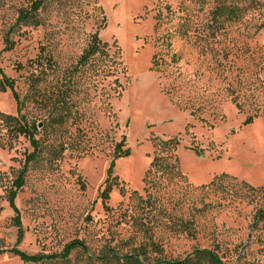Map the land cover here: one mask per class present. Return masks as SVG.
I'll use <instances>...</instances> for the list:
<instances>
[{
  "label": "rangeland",
  "instance_id": "obj_1",
  "mask_svg": "<svg viewBox=\"0 0 264 264\" xmlns=\"http://www.w3.org/2000/svg\"><path fill=\"white\" fill-rule=\"evenodd\" d=\"M27 6L0 0V69L39 146L13 201L18 238L6 195L32 148L0 120V264H29L13 248L48 255L73 240L93 258L107 246L123 254L153 242L166 259L210 249L224 264H264V219L255 218L264 194L250 201L198 190L222 175L228 189H264V0H46L38 26L12 27ZM94 32L111 70L93 72L95 60L74 71ZM39 57L50 61L34 63ZM16 108L0 92V113L17 116ZM172 138L179 175L157 176L149 190L156 144ZM120 142L129 154L115 158ZM111 161L116 184L103 201ZM87 255L72 252L68 264H103Z\"/></svg>",
  "mask_w": 264,
  "mask_h": 264
},
{
  "label": "trees",
  "instance_id": "obj_2",
  "mask_svg": "<svg viewBox=\"0 0 264 264\" xmlns=\"http://www.w3.org/2000/svg\"><path fill=\"white\" fill-rule=\"evenodd\" d=\"M28 6L25 9L19 10L16 16V19L12 25V27L17 25H26V26H38L39 20L37 17V12L41 8L42 4L46 0H26ZM221 12V10H219ZM217 13H219L217 11ZM11 31V28L8 30ZM5 34L4 44L5 48L3 50H8L11 48V43L8 40V34ZM106 46L104 43L100 41L98 38V33L94 32L90 35L87 46L82 51L81 55L78 57L75 65L74 71H78L86 66L94 65V61H99L97 67L94 66L95 73H108L112 66L113 61L108 58L106 54ZM40 56V55H39ZM43 60L46 63H49L50 58H37L34 60V63H39L40 60ZM33 62V61H32ZM30 62V63H32ZM36 83V78H31L30 87L33 89ZM10 91L15 103H16V112L17 116H10L0 113V120L3 122L4 126L7 128L9 135L12 138H17L18 136L24 137L30 144L32 148V152L27 154L24 159L23 167L19 171L17 178L13 182V188L7 192L6 200L8 202L9 207L14 213L12 218L13 225L17 228V237L20 238L22 235V231L20 228V221L18 210L14 206V198L18 190L24 184V174L26 172V168L28 164L34 161L39 154V146L38 142L35 139V127L27 125L23 120L22 116L19 115L20 112V101L17 93L14 89V81L4 75L2 70L0 69V92ZM251 118L248 117L245 119L244 124H249L251 122ZM157 150L158 155L154 156L152 161L149 164V168L145 174V185L149 190H155L156 187V178L157 176H178L177 163L174 156V152L176 147L178 146V140L175 138L168 139L166 141H158ZM123 142H120L115 146L114 153L115 158L127 157L129 154L128 148L122 149ZM196 155L200 154V151H196L195 149H191ZM112 161L110 163L109 168L107 169V179L105 182V187L103 191L99 194V197L106 201L108 199V195L112 189V186L116 184V179L112 177ZM225 176H221L219 178L213 179L209 184L202 185L198 188L199 193L204 198L208 195L215 196L217 193L220 195H226L229 197L235 198V193L241 194V196L249 197L250 201H253L258 198L261 194H264V189H255L248 186L244 182L235 183L230 186L228 189V184H222L221 180ZM234 187L238 190L234 191ZM233 188V189H232ZM223 199V198H222ZM145 209L152 206V200L148 196V198L144 201ZM151 205V206H150ZM204 209V207H203ZM201 209V210H203ZM255 218L258 221L264 219V208L261 210H257L255 214ZM183 231L188 236H193V222L191 220H186L183 224ZM140 230L146 231L147 227L141 223H138ZM82 252L87 255V247L80 240H73L67 243L59 253L42 255H28L24 252L19 251L16 248L10 250V252L16 256L21 262L29 263V264H43L49 261H61L64 264L69 263V255L72 252ZM88 260L94 259L103 264H108L110 262L114 264H224L217 254L210 249H194L188 255H186L182 259H166L162 256L160 248L153 242L150 244H141L136 248H131L126 253H119L114 248L107 246L104 247L98 256L92 257L87 255Z\"/></svg>",
  "mask_w": 264,
  "mask_h": 264
}]
</instances>
